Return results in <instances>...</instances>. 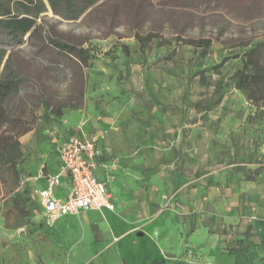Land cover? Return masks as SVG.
Listing matches in <instances>:
<instances>
[{"label":"rangeland","instance_id":"374dc122","mask_svg":"<svg viewBox=\"0 0 264 264\" xmlns=\"http://www.w3.org/2000/svg\"><path fill=\"white\" fill-rule=\"evenodd\" d=\"M38 20L44 31L0 32L32 127L16 166L0 162V264H264V96L235 77L264 40V0H99L79 19ZM50 36L89 51L80 107L123 145L114 161L132 188L116 227L133 245L89 217L56 229L38 213L33 178L75 110Z\"/></svg>","mask_w":264,"mask_h":264},{"label":"trees","instance_id":"16d2710c","mask_svg":"<svg viewBox=\"0 0 264 264\" xmlns=\"http://www.w3.org/2000/svg\"><path fill=\"white\" fill-rule=\"evenodd\" d=\"M97 1L0 0V32L19 38L26 36L32 29L44 31L45 24L39 22L38 17L49 8L57 16L74 20L79 19ZM155 36L149 33L144 40L149 41ZM48 40L62 53L64 63L71 69L72 92L75 94L65 106L77 109L85 95V68L89 67V51L67 40H58L52 36ZM189 42L202 47L210 45V39H194ZM7 52L4 47L0 48V162L15 167L22 155L18 137L29 132L32 127L28 122V105L20 97L18 83L9 71L12 67L10 57L3 67ZM244 58L243 66L235 72L236 87L241 88L249 99L256 100L264 96V40L250 48Z\"/></svg>","mask_w":264,"mask_h":264},{"label":"crops","instance_id":"0c3cea01","mask_svg":"<svg viewBox=\"0 0 264 264\" xmlns=\"http://www.w3.org/2000/svg\"><path fill=\"white\" fill-rule=\"evenodd\" d=\"M87 85V82H86ZM86 89V88H85ZM88 114L81 109V107L71 110L66 113L64 120V127L61 135H57L53 139V143L55 144V150L52 157L48 155L39 167L44 168L45 173H57L59 172V153L58 147L63 143V141L67 140L71 135L78 132H85L88 134L96 133L99 136V145L103 151L101 161L106 163L109 168L105 169L103 166L98 167L96 173L100 179L107 182L108 191H110L112 196V201L114 203V209H95V210H86L81 211L80 214H66L65 216L59 218L57 222L53 225L56 229L61 228L60 226L66 225L69 223L71 226V216L74 218L80 216H86L92 219V223L99 224L100 227L104 229L103 233L106 235L107 239H110L112 236H121L125 235L124 232L120 231V228L117 229L116 225L120 226L122 229L121 223L125 225V223L116 217L119 214L120 207L124 206L127 203V199L131 197L130 190L132 188L130 180L128 176L125 174V168L122 166L121 161H119V165L114 161V159L121 160L124 158L120 156L117 150L122 148L123 145L118 142L116 137V132L113 131L112 126H110V121H104L99 117V113L95 108L89 107L87 109ZM124 151L123 153H125ZM38 169V171H39ZM111 171L114 173L115 179L112 181H107V172ZM156 180H160L157 177ZM62 184L58 186L56 189V195L58 197L64 198L67 193L70 191L71 182H69V178L64 175L61 178ZM34 188H44L47 186L46 179L44 177H40L38 173L33 178ZM35 198L38 213H40V204L39 198L37 196H33ZM91 228V225H87ZM124 238H128L127 245H133L134 240L131 234L125 235Z\"/></svg>","mask_w":264,"mask_h":264},{"label":"built area","instance_id":"2783aa9c","mask_svg":"<svg viewBox=\"0 0 264 264\" xmlns=\"http://www.w3.org/2000/svg\"><path fill=\"white\" fill-rule=\"evenodd\" d=\"M96 133L78 132L71 135L58 147L59 172L45 173L40 168L38 175L44 177L47 186L34 188L33 196L39 198L40 213L48 226L66 214H80L81 211L95 209H114L107 182L96 173L98 167L109 166L101 161L103 151ZM66 175L71 182L70 191L64 198L56 195V189Z\"/></svg>","mask_w":264,"mask_h":264}]
</instances>
